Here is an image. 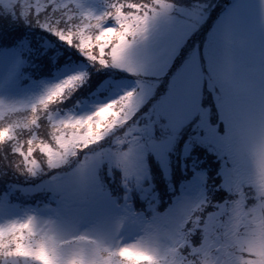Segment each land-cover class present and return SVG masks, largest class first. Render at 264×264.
Masks as SVG:
<instances>
[{"label": "snow or ice", "instance_id": "6c2138e0", "mask_svg": "<svg viewBox=\"0 0 264 264\" xmlns=\"http://www.w3.org/2000/svg\"><path fill=\"white\" fill-rule=\"evenodd\" d=\"M0 11L13 22L52 32L101 66L111 64L141 77L138 88L84 116L58 118L49 112L81 75L68 76L35 98L0 100V148L7 144L10 150L4 159L17 173L36 177L68 164L82 149L127 126L151 91L143 76L167 67L206 8L199 3L178 7L174 0H109L104 11L94 13L78 0H0ZM252 11L259 17L258 50L248 30ZM35 54L41 55L38 47ZM20 63L18 59L8 76ZM204 75L194 59L146 124L128 127L109 152L85 156L69 176H53L50 184L40 185L57 196L55 208L27 209L0 221V264H264V202L252 204L247 197L254 182L248 168L251 154L260 169L255 183L264 197V0H236L209 41L207 75L217 91L222 126L200 108ZM193 114L203 130L199 142L210 145L222 160L219 187L229 194L223 202L209 210L210 202L201 194L196 212L187 213L189 202L180 199L167 213L143 220L117 204L114 225L79 235L69 228L64 212L70 195L82 202L89 195H104L96 177L104 160L121 170L126 187L141 186L144 155L157 147L152 126L174 129ZM42 115L48 121L43 134ZM10 207L9 193L0 195V214L6 215ZM130 217L139 235L124 244L121 229ZM197 233L198 243L192 239ZM234 250L246 256L238 257Z\"/></svg>", "mask_w": 264, "mask_h": 264}, {"label": "rangeland", "instance_id": "374dc122", "mask_svg": "<svg viewBox=\"0 0 264 264\" xmlns=\"http://www.w3.org/2000/svg\"><path fill=\"white\" fill-rule=\"evenodd\" d=\"M78 2L85 10L94 13H100L104 9L97 0H78ZM174 2L178 7H187L196 3L204 5L206 8L204 18L183 39L176 48L167 67L162 72L143 76V80L150 84L151 91L139 106L138 111L128 122V125L124 128L112 130L102 140L83 149L74 161L71 160V162H69L71 164L65 166L64 169L61 168L54 176L60 178L69 176L78 164L84 160L85 156L109 152L115 148L116 138L122 136L128 127L146 124L149 114L153 111L155 105L168 96L178 77L194 59L199 62L201 71L205 73L199 94L198 102L200 108L209 111L211 120L213 122H219L222 126L220 112L217 107V91L209 82L207 75L208 44L213 33L228 14L233 4L236 3V0H174ZM249 2L254 3L255 0H249ZM248 30L252 34L254 47L258 50L261 33L259 28V17L255 11H252L250 14ZM24 46L25 43L22 42L13 47H3L0 49V100L13 102L35 98L46 91L47 88L62 81L68 76L82 75L84 72L82 64H62L52 76L21 80L19 75L24 73L22 67V48ZM64 48L67 49L65 46ZM18 59L21 60L22 63H20L19 68L14 74L8 76V73L13 69ZM91 63L94 65L92 61ZM96 64L97 70L94 69L93 73L86 78L85 88L79 89L78 92L81 90L86 92L88 89H92L99 79L103 80L107 78L105 85L103 84V91L96 94L95 97L83 99L78 107L72 106L71 108L69 107L62 112H56L52 115L58 118L69 115H88L95 111L100 105L118 98L128 90L138 88V80H140L141 77L137 74L121 69L124 73H119L120 75L117 73V77H114L111 76L115 74L114 70H109L108 66H101L98 62H96ZM185 122L193 124L192 128L188 127ZM191 130L194 131L188 133V137L183 135L184 132ZM202 134L203 130L200 127L199 118L196 114L185 119L182 124L174 129L161 127L159 124L153 125L150 135L157 147L150 149L144 155V179L141 186L132 188L126 187L121 170L109 164L107 160H104L100 167L96 169L97 181L102 187L104 195H89L88 199L83 202L77 196L70 195L65 201L66 207L64 212L65 220L69 228L75 234H84L92 233L106 225H114L119 215V209L115 207L117 204L129 207L130 210L136 214V218L140 220L151 218L156 213L165 214L170 208L174 207L180 199H185L189 202L193 198H200L201 194L205 196L207 184H209L210 188L212 183V187L216 188L214 191H211L214 197L221 196V198H223L222 201L215 200V203L223 202L229 194L223 188L219 187L220 184L216 185V182L219 181L217 178L218 174L213 172L210 173L211 175H215L214 178L212 176V180L209 182V180L205 178V168L196 169V167H194L192 171L190 167L193 165L194 161H198L196 156L193 157V161H191L187 154L194 145H203L207 147L211 152L217 155L221 162L220 165L222 164V160L218 153L210 145L199 142V136ZM177 136L181 140L180 143ZM2 149L4 150V148ZM170 149L171 152L169 153ZM9 154V150H4V157ZM169 160H171V163L177 168L175 171L172 170ZM214 166H210L213 168L211 170H214ZM179 173L182 176H187V178L181 179L180 182H174L172 179L173 175L174 178H176ZM161 174L169 176L171 182L166 184ZM43 175L44 174H40V179L37 181L38 183L34 185L31 184L34 179L21 175L10 168L8 166V160L4 159L3 162L0 161V177L6 176V178H3L6 182H10L20 189L23 188L22 184L25 183L30 184V191H34L39 188L40 185L50 184L52 182V177L41 178ZM33 178H37V176ZM152 178H156L159 183L153 184ZM44 189L45 192L48 191L46 200H34L22 206H18L16 200H12V202L9 201L11 207L8 209L6 215L0 214V221L11 218L12 216L22 215L23 211L27 209L45 212L49 207L55 208L57 206V196L47 188ZM167 193L172 194L168 196L166 201L162 202L164 198L163 195ZM134 219L135 218L130 217L126 220L124 222V227L121 229V237L125 241L135 239L139 232V227L134 222ZM197 237L200 239L198 233L194 235V241L197 240Z\"/></svg>", "mask_w": 264, "mask_h": 264}, {"label": "trees", "instance_id": "16d2710c", "mask_svg": "<svg viewBox=\"0 0 264 264\" xmlns=\"http://www.w3.org/2000/svg\"><path fill=\"white\" fill-rule=\"evenodd\" d=\"M97 2L104 7L103 9L104 11L109 0H97ZM22 42L25 43V46L22 48L23 49L22 67L24 73L19 75L21 80L37 79V78H41L42 76H47V77L52 76L55 73V71H57L60 68L62 64H82L84 67V72L81 75L82 80L77 81L75 87L66 90V94L64 95V98L62 100H59L54 105L50 106L49 109L50 114H54L56 112H62L63 110L69 107L71 108L72 106L78 107V105L83 101V99L87 97H95L96 94H99L101 91H103V84L105 85V81L107 80V78L103 80L99 79L96 82L97 84L94 87H92V89H88L86 92L85 91L83 92L82 90L78 92L79 89L85 88L86 78L93 73L94 69L97 70L96 62L92 61L95 66L92 65L90 59H88L85 55H83L78 48H76L73 45H69L65 41L60 40L52 32H48L45 29L40 28L37 24L25 23L20 20L13 22L11 17H8L5 13L0 12V49H2L3 47H13L15 45L21 44ZM63 45L67 49H65ZM37 47L39 48L41 55L35 54ZM107 66L109 70L115 71V74L111 76L117 77V73L118 75H120L119 73L121 74L124 73L120 68H117L111 64ZM41 120L43 122V127L41 128L40 132L41 134H43L46 128L48 127L47 116L42 115ZM186 122L185 124L188 127L192 128L193 124ZM193 131L194 130L184 132L183 135L188 137V133H192ZM177 139L179 140L180 143L181 140L178 138V136ZM3 148L4 150H9L7 144L3 146ZM4 150L0 148V157L3 155ZM81 152L82 151H80V153ZM170 152L171 149L169 150V153ZM187 154L191 161H193V157L195 156L198 159V161H194L193 165L190 166L192 171L194 167H196V169L205 168V174H206L205 178H207L209 182L212 180V176L214 178L215 175V174L211 175L210 173L212 172L217 173L218 174L217 178L219 181L216 182V185L221 184L222 176H220L221 175L220 168L222 167L221 166L222 164L220 165L221 162L215 153L211 152L207 147L203 145H194V147H191L189 153ZM75 158L76 157L72 158L71 160L74 161ZM3 160H4V155L1 157L0 161L3 162ZM171 160H169V163L171 164L172 170L175 171V169L177 168L174 167V165L171 163ZM213 163L215 164V166ZM68 164L61 166L59 169H52V170L46 169L44 173H41V175L44 174L41 178L53 177L61 168L64 169L65 166H67ZM210 166H214V170H211L213 168H211ZM161 177H163L166 184L167 183L169 184L171 182L169 176L161 174ZM3 178H6V176L0 177V195L9 193V201L12 202V200L13 201L16 200L18 206L25 205L28 202L34 200H38V201L46 200L48 191L45 192L44 188L39 187L34 191L22 192L20 191V188L18 186H15V188H13L14 185H12V183L10 182H6ZM30 178L34 179L33 183L31 184L35 185L38 183L37 181L40 179V175H38L37 178H33V177ZM185 178H187V176H182L179 173V175L176 178H174L173 175L172 179L174 182H180L181 179H185ZM152 181L153 184L159 183L156 178H152ZM22 186L25 189H29L30 184L25 183L22 184ZM212 186L213 183L211 184L210 188H209V184H207V189L205 191V196L210 202V205L207 206L209 207V210L211 209V207H214L216 205L217 202L215 203V200L222 201L223 199L221 198V196L216 198L214 197L211 191L212 190L214 191V189L216 188L215 187L213 188ZM170 194L172 193H167L163 195L164 198L162 199V202L166 201ZM192 239L194 240V235ZM197 240L194 242L197 243L199 242L198 237Z\"/></svg>", "mask_w": 264, "mask_h": 264}, {"label": "clouds", "instance_id": "9594fccd", "mask_svg": "<svg viewBox=\"0 0 264 264\" xmlns=\"http://www.w3.org/2000/svg\"><path fill=\"white\" fill-rule=\"evenodd\" d=\"M145 2L150 3L151 0H145ZM83 150V149H82ZM81 150V151H82ZM43 163V160H42ZM248 168H249V172L253 177V183L251 184V186L248 188L247 191V197L248 200L252 203V204H260L262 202H264V197H262V194L260 193L256 183H255V179L258 177L260 169L259 166L257 164V160L254 154L249 155L248 157ZM198 202H199V198H193L192 200L189 201L188 203V208H187V213H193L196 212L197 208H198ZM79 235V234H78ZM139 235V233H137V236ZM136 236V238H137ZM135 238V239H136ZM135 239L131 240V241H125L123 240L124 244H131L135 241ZM117 243H119V241H117ZM235 251V255L240 257V256H246V253H243L239 250H234ZM145 259H147L145 257Z\"/></svg>", "mask_w": 264, "mask_h": 264}]
</instances>
